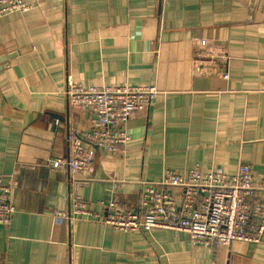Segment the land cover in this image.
Listing matches in <instances>:
<instances>
[{
  "label": "crops",
  "instance_id": "obj_1",
  "mask_svg": "<svg viewBox=\"0 0 264 264\" xmlns=\"http://www.w3.org/2000/svg\"><path fill=\"white\" fill-rule=\"evenodd\" d=\"M25 2L30 10L0 16V176L14 182L15 208L0 225V264H264V234L192 246L185 233L55 215L70 193L102 216L110 203L135 210L166 169L233 175L244 165L254 185L264 180V0ZM210 44L226 48L227 80L194 73ZM67 76L85 89L159 92L128 121L125 152L96 150L92 169L74 177L45 164L89 130L88 114L68 106Z\"/></svg>",
  "mask_w": 264,
  "mask_h": 264
},
{
  "label": "built area",
  "instance_id": "obj_2",
  "mask_svg": "<svg viewBox=\"0 0 264 264\" xmlns=\"http://www.w3.org/2000/svg\"><path fill=\"white\" fill-rule=\"evenodd\" d=\"M28 10L30 6L25 0H0V16ZM228 64L226 48L210 44L196 53L193 70L197 76L227 80ZM64 95L70 108L88 114L89 130L82 138L70 135L66 159L45 164L51 171L65 169L74 177L92 169L96 150L124 153L129 140L128 121L149 109L159 92L153 86L133 85L85 89L67 76ZM252 179L249 166L244 165L233 175L220 170L200 173L193 168L180 174L166 169L157 182L144 187L135 210L110 203V213L102 216L91 212L79 195L70 193L68 211L55 215L67 222L84 219L125 233L150 229L185 233L192 246L228 248L236 241L258 244L264 234V201L259 198L260 192H264V180L256 186ZM13 187L11 179L0 176L2 226H8L15 213L10 202Z\"/></svg>",
  "mask_w": 264,
  "mask_h": 264
}]
</instances>
